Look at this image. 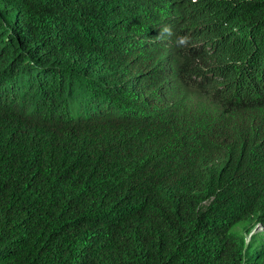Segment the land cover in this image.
Returning <instances> with one entry per match:
<instances>
[{"label": "trees", "instance_id": "trees-1", "mask_svg": "<svg viewBox=\"0 0 264 264\" xmlns=\"http://www.w3.org/2000/svg\"><path fill=\"white\" fill-rule=\"evenodd\" d=\"M0 264H264V0H0Z\"/></svg>", "mask_w": 264, "mask_h": 264}, {"label": "rangeland", "instance_id": "rangeland-1", "mask_svg": "<svg viewBox=\"0 0 264 264\" xmlns=\"http://www.w3.org/2000/svg\"><path fill=\"white\" fill-rule=\"evenodd\" d=\"M189 103L194 107H205L211 110H216L218 107V101L209 97L205 93L200 92L196 89H187ZM261 226H256L252 233L259 232V236L263 235Z\"/></svg>", "mask_w": 264, "mask_h": 264}]
</instances>
